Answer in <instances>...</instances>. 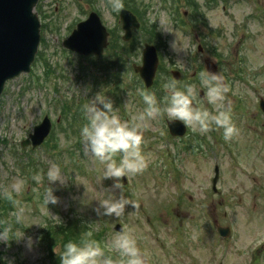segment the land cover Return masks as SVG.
Masks as SVG:
<instances>
[{"label": "rangeland", "instance_id": "1", "mask_svg": "<svg viewBox=\"0 0 264 264\" xmlns=\"http://www.w3.org/2000/svg\"><path fill=\"white\" fill-rule=\"evenodd\" d=\"M188 1L197 7L196 20L188 17L193 11L186 0H123V7L142 25L134 33L138 48L123 76L126 90L131 84L128 93L139 89L131 67L141 63L144 43L157 48L158 77L168 82L178 71L181 80L192 78L201 93L198 99L206 91L200 86V73L210 61L217 67L210 73L223 75L229 86L225 108L239 131L225 142L222 129L200 135L186 127L192 133L188 140L194 142L166 144L167 118L144 122L142 151L149 155V165L142 174L126 177L123 195L136 207L126 206L120 218L98 217L93 211L114 181L100 182L103 166L85 154L82 141L77 145L69 126L73 118L86 123L84 106L96 95H105H90L93 83L81 72L88 61L62 47L89 12L95 11L112 34L122 35L118 10L111 7V0L38 1L44 25L39 55L28 74L7 81L0 97V228L10 225L16 233L0 240L1 264H60L63 245L81 243L87 233L106 255L117 259L109 247L119 232L116 225L136 238L145 264H249L250 257V264H264V115L258 107L264 100V0ZM168 28L179 34L177 50L171 46L174 34L163 31ZM112 51L121 56L118 48L108 54ZM104 61L94 60L99 73ZM122 93L123 112L116 114L122 121L135 122L144 108L138 109L134 98ZM204 106L212 110L206 102ZM44 116L51 120L54 134L39 149H21L20 142ZM165 155L171 162L164 161ZM114 159L119 162V155ZM53 164L61 169L63 185L47 184L45 174ZM214 164L219 168L216 192L211 190ZM38 173L44 176L40 182L33 179ZM46 187L54 188L59 198L48 210L43 206ZM119 191L113 190L116 195ZM73 220L85 225L70 227ZM216 225L229 229V236L216 235ZM77 232L80 237L69 238Z\"/></svg>", "mask_w": 264, "mask_h": 264}, {"label": "clouds", "instance_id": "2", "mask_svg": "<svg viewBox=\"0 0 264 264\" xmlns=\"http://www.w3.org/2000/svg\"><path fill=\"white\" fill-rule=\"evenodd\" d=\"M111 7L120 10L123 0H111ZM163 31L174 34L171 46L177 50L179 34L171 28ZM224 80L223 75L206 70L201 72L200 86L206 90L203 99H198L200 93L194 84L180 87L175 80L162 85L166 95L159 101L155 93L141 90L140 97L145 107L134 117L135 122L122 121L116 114L113 102L106 96L98 94L84 106L86 123L80 128V137L85 154L103 166L102 175L98 178L100 182L109 179L114 181L111 188L104 190L105 198L93 209L98 217L120 218L125 214L126 206L136 207L123 195L121 178L142 174L148 168L149 155L142 151L144 122L163 116L169 122L178 121L200 135L222 129L225 142L238 134L230 109L225 108L226 94L230 89ZM205 102L212 107L211 111L204 106ZM116 155L120 157L119 162L114 159ZM45 175L47 184H61V169L58 165H51ZM43 178L39 173L33 177L37 182ZM13 188L16 186L13 185ZM115 189L120 190L118 195L114 194ZM6 198L11 200V193ZM58 199L55 189L46 187L43 206L47 209L49 204L56 205ZM9 235H16L10 225L0 228V240L7 239ZM22 236L23 233L19 239ZM90 237L91 233H87L79 244L71 241L64 244L60 252V264H145L137 240L129 232H117L112 237L109 247L118 254L117 259L106 255L105 249Z\"/></svg>", "mask_w": 264, "mask_h": 264}, {"label": "water", "instance_id": "3", "mask_svg": "<svg viewBox=\"0 0 264 264\" xmlns=\"http://www.w3.org/2000/svg\"><path fill=\"white\" fill-rule=\"evenodd\" d=\"M38 0H0V94L7 80L27 73L30 69L39 45V20L34 12ZM124 40L129 39L131 28L139 27L135 17L125 10H120ZM107 33L96 13H90L84 22L78 23L73 32L63 41L64 48L79 55H100L106 47ZM142 53V65L134 67L146 86L152 84L157 65L155 48L145 45ZM264 113V101L259 103ZM172 134H182L184 127L179 122L168 124ZM50 123L43 121L33 128L29 140L22 141V146L35 147L42 143L49 133ZM29 141V142H28ZM217 170V168H216ZM116 230H120L118 226ZM219 234L227 235V229L218 227Z\"/></svg>", "mask_w": 264, "mask_h": 264}, {"label": "flooded vegetation", "instance_id": "4", "mask_svg": "<svg viewBox=\"0 0 264 264\" xmlns=\"http://www.w3.org/2000/svg\"><path fill=\"white\" fill-rule=\"evenodd\" d=\"M117 15L118 12H117ZM120 26V23H119ZM121 29V26L119 27ZM120 32L112 34L110 31H108V44L106 47V51L102 56H88L83 58L84 60L88 61V67H89V72L92 74V83L94 86H92V91L95 89V87H101L105 90L104 94L107 98L110 100L115 101V107L117 110L118 114H121L123 112V104L122 101L120 100V96L122 97V91L128 94V91L124 88L126 85V82H124V73L126 70V64H127V59L126 54L122 56L123 50L125 51V47H130V45H134L137 47V44L135 42L136 36L133 35V37L129 40V42H124L123 37ZM120 43H122L123 46H120ZM118 48V53H120L121 56H117L114 54V51L111 52V55L108 54L109 51L112 49ZM138 48V47H137ZM96 58H104V68H103V73L97 72V70L94 68V60ZM102 76L105 77L106 80L102 78ZM175 80V79H174ZM158 80L155 81L154 85L148 89L144 87V84L142 81L135 79V86L138 89V92L140 93L141 90L144 91H149L155 93L156 97L161 96L163 94L166 95V91L163 89L162 84L165 83L166 80L163 78H159ZM177 82V85L180 87H183L185 84H191V82L181 80V75L177 74V79L175 80ZM163 82V83H160ZM90 95H94V92L91 93ZM59 122L60 119H57L56 122ZM83 124V121L81 122V125ZM180 140V139H179ZM178 140V141H179ZM31 150V149H30Z\"/></svg>", "mask_w": 264, "mask_h": 264}, {"label": "trees", "instance_id": "5", "mask_svg": "<svg viewBox=\"0 0 264 264\" xmlns=\"http://www.w3.org/2000/svg\"><path fill=\"white\" fill-rule=\"evenodd\" d=\"M72 224H73V225H72ZM81 224L85 225V224L83 223L82 220H81V221H75V220H73V222H70L69 226H70V227H71V226H74V227H76V228H79V225H81ZM65 230H66L65 227H61V228H60V231H62V233L65 232ZM71 237H80V232L75 233V235L70 234V235H69V238H71ZM72 239L74 240V238H72ZM72 239H71V240H72Z\"/></svg>", "mask_w": 264, "mask_h": 264}]
</instances>
